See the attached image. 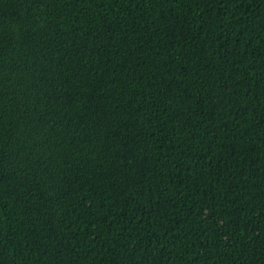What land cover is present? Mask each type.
Listing matches in <instances>:
<instances>
[{
  "label": "trees",
  "instance_id": "obj_1",
  "mask_svg": "<svg viewBox=\"0 0 264 264\" xmlns=\"http://www.w3.org/2000/svg\"><path fill=\"white\" fill-rule=\"evenodd\" d=\"M0 264H264V0H0Z\"/></svg>",
  "mask_w": 264,
  "mask_h": 264
}]
</instances>
